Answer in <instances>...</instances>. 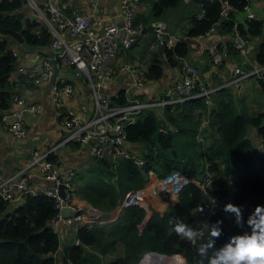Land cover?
<instances>
[{
  "label": "trees",
  "instance_id": "obj_1",
  "mask_svg": "<svg viewBox=\"0 0 264 264\" xmlns=\"http://www.w3.org/2000/svg\"><path fill=\"white\" fill-rule=\"evenodd\" d=\"M249 1L228 0L232 10L226 19H222L218 0H194L200 9L190 17L187 33L180 36L171 47H160L168 65L172 67L179 63L180 66V60L189 52L186 38L206 36L216 23H220L224 32H230L236 24L240 36L248 42L256 37L261 38L254 60L263 65L264 22L249 17L244 22H236V13L244 11V5ZM179 2L150 0V14L160 16L164 10L175 7ZM0 13L1 27L21 32L30 44L50 46V32L41 20L32 18L33 12L24 0H0ZM151 23L143 13L137 14L135 25L140 24L142 32L154 29ZM13 46L17 47L12 39L0 35V116L9 108L15 86L29 90L35 87L24 76L11 81L10 75L16 61L11 54ZM230 51L236 53L237 50L231 45L228 46V53ZM162 75L161 60L154 59L146 69L147 79L159 80ZM259 87L264 103V83L259 84ZM110 101L124 104V90L110 97ZM235 101L231 90L222 87L214 94L210 109L204 99L198 97L173 106L167 105L160 115L152 108L144 109L134 123L125 125L127 139L139 143L145 149L144 166L138 168L129 160H119L114 167L107 161L93 158L96 165L90 164L88 173L76 174V198L85 200L107 214L119 204L127 191L140 190L146 185V173L149 170L160 178L177 172L192 181L180 187L177 202L162 214L151 205L144 208L123 207L112 222L77 227L75 239L78 243L62 248L61 264H100V257L105 255L112 257L105 264H136L146 252L169 256L178 254L183 257L185 264H195L200 259L196 248L177 236L169 221H182L195 230L200 229L205 215L196 209L206 196L200 184L206 186L207 194L227 196L228 191H232L233 204L249 205L244 211L242 226L230 222L237 227V231L226 228V218L221 215L210 217V225L219 219L223 220L216 247L223 246L234 235L250 234L247 220L254 212L251 207L264 205V150L255 149L256 145L247 136V131L254 129L264 145V110L249 112L241 100L238 105ZM206 119L207 123L203 124ZM47 159L54 162L55 157L49 155ZM103 171H106V175L102 174ZM172 179L178 180L176 177ZM149 196L159 209L164 207V202L159 203L154 194ZM55 214L54 199L44 193H26L15 206L0 198V264H56L55 253L60 246V239L51 225ZM201 233L197 246L208 239L207 230ZM178 255L173 258L174 263L183 264V259Z\"/></svg>",
  "mask_w": 264,
  "mask_h": 264
},
{
  "label": "built area",
  "instance_id": "obj_2",
  "mask_svg": "<svg viewBox=\"0 0 264 264\" xmlns=\"http://www.w3.org/2000/svg\"><path fill=\"white\" fill-rule=\"evenodd\" d=\"M24 1L50 32L52 38L49 49L51 51L58 50V54L54 57L55 65L59 70H66L69 67L75 68L76 74L81 77L88 92V95L84 94V96L89 99L88 103L83 99L82 94L76 95L74 81L63 75L54 74L53 63L47 54L32 53L33 58L30 63L15 65L20 59L21 53L17 47L13 46L11 54L16 59L13 71L18 76L30 79L35 87L44 84L49 86L50 101L58 110L59 124L63 129V134L59 142L46 152L32 151L30 153L31 158L27 169L35 170L51 185L33 191L26 185L20 176V172L12 174L0 172V198L13 203L21 202L26 193H44L53 198L56 214L51 225L54 229L58 225L75 230L84 225L100 224L98 211L90 206L87 209L92 211L91 214L83 213V209L76 203L74 191L77 172L71 169L61 173L55 163L47 159L49 155H53L57 148L74 143L83 146L91 158L107 161L114 167L119 160H129L141 168L145 164L143 157L145 149L139 143L127 139L124 127L134 123L142 110L152 108L162 112V109L167 105L173 106L198 97L203 98L207 108L210 109L213 106L214 94L222 87L231 88L232 91L239 93L244 90L246 80L252 79L257 84L264 83V64L254 65L248 70H243L241 66L236 65L235 68L231 69V76L227 82H223L221 86L210 87L202 81L196 67L183 58L179 66L181 77L163 96L160 94L152 95L146 91L148 79L145 69L129 61L119 62L121 54L131 49L142 33L141 28L135 25L142 0H120L121 22L103 25L100 31H96L92 27L96 20L90 16L80 12L71 15L66 14L63 11L62 0ZM218 1L221 3L220 16L222 19H226L232 7L228 0ZM243 9L247 12L246 18H255L250 12L249 3L245 4ZM236 26L234 24L232 29L234 34L232 47L240 51L248 41L240 36ZM153 27L156 46L171 47L178 40L176 35L165 30L163 26L155 24ZM214 30L215 27L213 26L207 34ZM213 51L216 54L213 57V66L219 65L222 62V57H225L226 54L218 48ZM116 67L132 77L131 87L135 88L137 92L136 95L129 97L127 90L124 91L126 96L124 104L112 103L110 97L102 92L106 83L113 82L114 68ZM142 94L145 98L141 99L139 97ZM10 104L11 106L1 113L0 124L11 137L22 139L27 132L24 114L26 112L40 114L42 108L39 103L28 104L26 97L17 91L11 94ZM205 123H207V119L203 121V124ZM169 130L173 129L169 128ZM255 149L260 150L257 146ZM173 177L178 178V180L172 179ZM146 178L147 183L142 189L129 190L125 193L116 207L115 217L123 207L138 206L144 208L150 202L153 204V199L145 193L153 180L157 182L168 181L167 185L169 186L166 188H175L176 193L184 183L192 181L177 172L160 178L152 170L146 173ZM169 179L171 180L169 181ZM197 184L199 185V183ZM59 185L64 186L62 195L58 192ZM199 186L208 197L196 209L199 212L201 208H204L205 217L202 224L206 222L210 225V217L216 214L235 222V215L224 211V206L227 204L226 196L207 194L205 192L206 186L204 184ZM162 194L166 197L172 196L171 190L163 189L154 194V197L162 199ZM212 200L216 201L215 204L212 203ZM161 201L163 202V200ZM248 206V204L240 206L243 215ZM63 208L69 210L66 217L62 215ZM251 210H255V208L251 207ZM205 229L206 227L201 225L197 231L202 232ZM77 243L76 240L75 244ZM155 256L163 257L167 262L172 258L173 262V258L177 255L170 257L166 254L146 252L136 264H155L149 260L143 262L145 258Z\"/></svg>",
  "mask_w": 264,
  "mask_h": 264
},
{
  "label": "crops",
  "instance_id": "obj_3",
  "mask_svg": "<svg viewBox=\"0 0 264 264\" xmlns=\"http://www.w3.org/2000/svg\"><path fill=\"white\" fill-rule=\"evenodd\" d=\"M149 2L150 0H142L140 12L146 9ZM249 5L250 12L255 16V18L264 22V0H250ZM62 7L63 11L68 15L80 12L90 16L93 20H96L95 25H92L96 31H100L103 25L121 22L120 0H62ZM32 12L33 16L37 18V16H35V12ZM237 14L239 13L237 12L236 16ZM242 18L244 20L246 19V13L243 12ZM236 20V22L239 23L242 21L241 19ZM154 25L155 24H152V26ZM156 25H161L165 28V30H167V22L165 20L156 22ZM137 26L141 25L138 24ZM214 27L215 30L204 37L186 38L190 47L188 55L184 58L187 62H190L196 67L200 73L202 81L210 87L221 86L223 85V82H227L231 76V69L235 68L236 65L241 66L243 70H248L252 66L257 65L258 63L254 60V57L257 46L262 40L259 39V37H256L258 38V41L254 46L248 42L240 51H236V53L234 51H230L228 53V46H231L234 42L233 31L224 32L221 30L220 23H216ZM153 32V28L142 32L137 43L134 44L131 49L121 54L119 62L129 61L144 68L146 72V69L150 65L151 61L154 59L161 60L163 75L159 80H148L146 91L152 95H162V93L165 94L168 89L181 77V73L179 63L177 66L172 67L168 65L160 47L155 45ZM174 35L178 38L180 36L182 37V34L178 31H175ZM216 48L224 51L226 55L225 57H222V62L219 65L213 66V57L216 56L213 50ZM32 58V54L21 53L20 59L15 65L20 66L21 64L30 63ZM17 77L18 75L14 71L10 75L11 81H15ZM131 82L132 77L126 74L123 70H118L116 67L114 68L113 82L106 83L102 92L107 97H112L121 90H127L129 97L136 95L137 92L135 88L131 87ZM247 82H251L252 86H254L253 88L260 90L259 84H256L254 80H246L245 87L242 92L238 93L229 88L234 100L239 98V94L241 93L247 92L246 96L248 98L253 94L250 90L246 91ZM14 88L15 91L26 97L28 104L39 103L42 108V112L40 114H35L34 112H26L24 114L27 132L26 136L22 140L11 137L0 124V172L3 174L20 172V176L24 179L26 185L31 188V190L38 191L42 188L49 187L51 183L39 175L35 170L27 169L31 158L30 153L32 151L46 152L49 148L53 147L61 139L63 129L59 124L58 110L50 101L49 86L47 84L33 87L31 90L20 88L18 86H15ZM76 88V95H88L84 85H77ZM140 97L145 98L143 94L140 95ZM83 99L89 103V99L87 97L84 96ZM238 101L239 100L235 101L237 105ZM242 104L249 112L255 113L264 110V103L262 99L259 106L260 108L257 110L247 106L245 102H242ZM247 136L255 145H261V140L256 135L254 129L250 128L247 131ZM53 156L55 157L54 163L61 173H65L66 171L73 169L77 172V174H82L88 169L89 165L92 164L93 159L88 155L83 146H79L77 144L60 146L55 150ZM227 181L229 183L230 178H228ZM170 190L172 195H174V189L171 188ZM75 200L77 205L83 209V213L88 214L87 208H90L91 205L78 198ZM175 200L173 201L177 202L178 196ZM13 204L15 206L16 203L11 202V205ZM226 222L230 221L226 220ZM54 230L57 232L60 239V246L55 253L56 255L60 253L59 251H62V248L66 245L76 243L77 239H75V232L72 228L58 225ZM55 260L56 264H61L62 262L60 257L59 259L55 258Z\"/></svg>",
  "mask_w": 264,
  "mask_h": 264
},
{
  "label": "clouds",
  "instance_id": "obj_4",
  "mask_svg": "<svg viewBox=\"0 0 264 264\" xmlns=\"http://www.w3.org/2000/svg\"><path fill=\"white\" fill-rule=\"evenodd\" d=\"M215 202L212 200L213 204ZM224 211L235 215V223L238 226L243 225L240 206L227 203ZM201 212H204V208H201ZM169 224L173 225L172 231L177 236L196 248L200 259L195 264H205V260L207 264H264V205H257L247 220V225L251 228L250 234L246 232L242 235H234L229 242L219 248L216 247V239L222 233V219L212 225L206 222L202 224V227L207 228L208 239L206 243L198 246L197 241L202 235L201 232L182 221L170 220Z\"/></svg>",
  "mask_w": 264,
  "mask_h": 264
},
{
  "label": "rangeland",
  "instance_id": "obj_5",
  "mask_svg": "<svg viewBox=\"0 0 264 264\" xmlns=\"http://www.w3.org/2000/svg\"><path fill=\"white\" fill-rule=\"evenodd\" d=\"M147 5L148 6L146 7V9H144L143 11H141V13H143L149 19L150 22H152L151 25L152 24H156V22H160L161 20H165L167 22V27H166L167 31L170 32V33H173V34H175V31H178L182 35H185L187 33V31H188V28H189V19H190V17L193 14L199 12V7L195 4L194 0H180V2L175 7L168 8V9L164 10V12L160 16H151L149 3ZM243 12L246 13V16H247V12H245V11H239L238 12L239 14H237V16H236V19H238V20L241 19L242 20L241 22H244L243 21L244 19L242 18ZM257 39L258 38H255V39L251 40L250 41L251 45L254 46L256 44V42L258 41ZM259 39H261V38H259ZM189 47H190V44H189ZM74 85H75V89L77 90V88H76L77 85H82L83 86V83H82V81H74ZM253 87L254 86H252V83L251 82H247L246 91L247 90H250L251 93L253 92L254 95L252 94L248 98L246 96V93L247 92L246 93H241V94H239L240 97L239 98H236L235 100H238L239 99L242 102H245V104L247 106H250L252 109L255 108L257 110V109L260 108L259 106H260L261 99H262V92H261V90H257L256 88H253ZM152 110L154 112L156 111L157 112V115L162 114V112L160 110L159 111L157 109H152ZM256 146L260 150H264V146H262L260 144H256ZM92 164L93 165H96V162L94 160H92ZM97 168H99V166ZM90 169L91 168L89 166L88 169L85 170L84 173H88ZM102 174L103 175H106V171H103ZM79 181H82V179H79ZM195 182L197 183V181H195ZM76 183H77V181H76ZM177 196H178V193L175 194V198ZM164 197H166V196L163 195L162 199L161 198H157L158 201H159V203L162 202L161 200H163V202H164V207L162 209H159V206H157L154 202H153V204H151V202L149 203V205H151L156 211H158L161 214L164 213L167 210V208L176 201V200L173 201V195L171 196L172 198L170 196L169 197H166V198H164ZM86 203L90 205V203H88V202H86ZM116 206L113 208L112 211H110L107 214H104L98 208H94L92 206L95 211H98V213H97V215H99L98 222L100 224H106V223H109V222H112L113 220H115V218H116L115 217V215H116V209H117ZM156 208H158V209H156ZM91 212L92 211L87 210V213L88 214H91ZM225 220H228V219H225ZM230 222H225V227L228 228V229H230V230H232V231H237V229H236L237 227H235V225H233V224H230ZM75 230H74V232H75ZM205 230H207V228ZM59 252L60 253H58L57 255L55 254V258L56 259H59V257L61 259V253H62V251H59ZM175 255H178V254H175ZM110 256L109 255L101 256L100 257V260H101L100 261L101 262L100 264H105V262H108L109 260H111L112 257H110ZM178 257L180 259H183V257L181 255H178ZM171 261H172V258H171ZM172 263L175 264L174 262H172ZM183 264H185L184 259H183Z\"/></svg>",
  "mask_w": 264,
  "mask_h": 264
},
{
  "label": "water",
  "instance_id": "obj_6",
  "mask_svg": "<svg viewBox=\"0 0 264 264\" xmlns=\"http://www.w3.org/2000/svg\"><path fill=\"white\" fill-rule=\"evenodd\" d=\"M2 13H0V16ZM34 19V16L32 17ZM0 35L7 36L10 39H12L17 47L26 53L32 54V53H44L49 56L53 63V70L55 75H63L72 81H82L81 77L76 74L77 70L75 68H67L66 70H59L57 66L55 65V55L58 54V50L51 51L48 46H41V45H34L30 44L29 42L26 41V39L23 37L22 33L19 31H15L10 28H4L0 26ZM63 185L58 186V192L60 195L63 194ZM208 197L205 196L203 197V201L207 200ZM226 202L227 203H232L233 202V192L228 191L227 196H226ZM244 206L247 205V203L243 204ZM68 208H63L62 209V215L66 217L68 215Z\"/></svg>",
  "mask_w": 264,
  "mask_h": 264
},
{
  "label": "bare ground",
  "instance_id": "obj_7",
  "mask_svg": "<svg viewBox=\"0 0 264 264\" xmlns=\"http://www.w3.org/2000/svg\"><path fill=\"white\" fill-rule=\"evenodd\" d=\"M168 186L169 185H167L166 181H162V182L158 181L157 182V181L153 180L151 182V184L148 186V189L145 191V193L150 195V194H156L157 192H159L160 190H163V189L164 190H170L171 188H169V189L166 188ZM147 260H149L150 262H154L155 264H165V263L173 264L171 260L169 262H167L165 258L159 257V256L145 258L143 260V262H146Z\"/></svg>",
  "mask_w": 264,
  "mask_h": 264
}]
</instances>
